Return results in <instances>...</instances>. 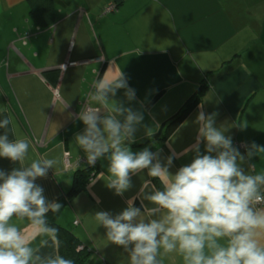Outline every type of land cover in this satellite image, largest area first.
<instances>
[{
  "label": "crops",
  "instance_id": "obj_1",
  "mask_svg": "<svg viewBox=\"0 0 264 264\" xmlns=\"http://www.w3.org/2000/svg\"><path fill=\"white\" fill-rule=\"evenodd\" d=\"M51 2L54 21L42 29L29 18L27 0H0V119H11L9 139L31 140L30 159L47 155L60 161L57 170L36 181L49 201L64 196L73 173L86 167L74 137L84 130L79 113L96 106L89 100L94 82L121 71L136 99L127 102L123 89L115 99L144 114L130 147L134 152L148 147L162 163L175 154L170 172L193 158L184 150L196 142L200 111L216 114V125L228 128L225 134L241 153L240 145L264 146V0ZM108 3L117 5L116 12L102 14ZM202 83L208 91L174 134L163 144H144L147 128L156 133ZM239 123L247 127L241 130ZM251 163L264 170V153ZM18 166L0 158L6 171ZM107 166L106 158L97 161L93 179L62 209L58 223L87 248V264H129L127 253L106 239L94 214L115 215L134 197L139 207L138 193L151 178L147 170L134 175L133 187L116 195L103 180ZM23 231L26 238L34 235L30 226ZM162 260L181 264L174 255Z\"/></svg>",
  "mask_w": 264,
  "mask_h": 264
},
{
  "label": "clouds",
  "instance_id": "obj_2",
  "mask_svg": "<svg viewBox=\"0 0 264 264\" xmlns=\"http://www.w3.org/2000/svg\"><path fill=\"white\" fill-rule=\"evenodd\" d=\"M121 89L127 102L136 99L122 71L94 82L89 100L96 106L79 113L84 130L74 141L88 165L107 159L103 180L116 195L131 189L132 177L145 170L160 186L146 183L138 193L139 207L134 197L115 215L95 212L106 239L127 253L129 264H163L162 258L171 255L181 264H264V170L251 163L264 146L241 145V153L225 134L228 128L216 125V114L200 111L196 142L184 150L193 158L172 173L175 154L162 163L148 147L132 151L144 114L115 99ZM10 124V117L0 119V158L19 166L0 168V264H75L59 254L60 229L48 220L62 205L49 201L36 183L57 170L60 161L47 155L30 159L31 140L9 139ZM237 127L244 130L247 123ZM154 131L147 128V135ZM29 226L34 235L26 238L23 229Z\"/></svg>",
  "mask_w": 264,
  "mask_h": 264
},
{
  "label": "trees",
  "instance_id": "obj_3",
  "mask_svg": "<svg viewBox=\"0 0 264 264\" xmlns=\"http://www.w3.org/2000/svg\"><path fill=\"white\" fill-rule=\"evenodd\" d=\"M29 6V18L39 27L47 28L53 23V7L51 0H27ZM58 78V74L55 73V79L52 82L55 84ZM208 91V84H200L196 90L183 102L180 108L169 118H167L162 124H160L156 133L145 140L144 144L157 145L166 142L174 132L181 126L190 113L200 104L202 98ZM159 97L156 96L153 101ZM97 165L95 167H86L82 170H77L73 173L71 179V187L64 196H59L56 201L62 205V208L58 213H49L48 220L50 224H53L60 229L61 245L59 247V254L66 258H71L75 261V264H87L88 250L83 246L82 249H78L82 246L79 239L71 231L62 227L58 223V217L62 209L78 194H80L89 183V178L94 177L96 174ZM159 187L158 181H153Z\"/></svg>",
  "mask_w": 264,
  "mask_h": 264
},
{
  "label": "built area",
  "instance_id": "obj_4",
  "mask_svg": "<svg viewBox=\"0 0 264 264\" xmlns=\"http://www.w3.org/2000/svg\"><path fill=\"white\" fill-rule=\"evenodd\" d=\"M116 10H117V5H116L115 3H108V4H106V5L103 7V9H102V14L113 13V12H116ZM69 65H74V63H71V64H69ZM86 108H87V107H86ZM239 147H241V145H240ZM241 148H244V147H241ZM82 162H83L85 165L89 166V167H95V166L97 165V162H96L95 165H93V166L88 165L87 162H86V158L83 159ZM92 179H93V177H90L88 181L90 182ZM76 223H77V221L75 222V224H76ZM82 248H83V246H79L78 249H82Z\"/></svg>",
  "mask_w": 264,
  "mask_h": 264
}]
</instances>
